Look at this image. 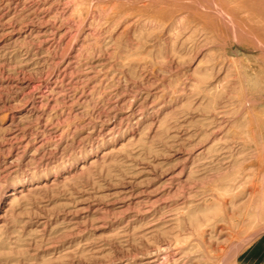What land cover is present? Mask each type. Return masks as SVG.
<instances>
[{
  "label": "rangeland",
  "instance_id": "1",
  "mask_svg": "<svg viewBox=\"0 0 264 264\" xmlns=\"http://www.w3.org/2000/svg\"><path fill=\"white\" fill-rule=\"evenodd\" d=\"M0 264H264V0H0Z\"/></svg>",
  "mask_w": 264,
  "mask_h": 264
}]
</instances>
